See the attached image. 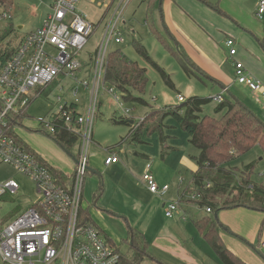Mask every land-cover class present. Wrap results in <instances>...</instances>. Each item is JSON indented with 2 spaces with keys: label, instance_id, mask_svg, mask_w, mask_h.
Here are the masks:
<instances>
[{
  "label": "rangeland",
  "instance_id": "obj_1",
  "mask_svg": "<svg viewBox=\"0 0 264 264\" xmlns=\"http://www.w3.org/2000/svg\"><path fill=\"white\" fill-rule=\"evenodd\" d=\"M240 1L244 2L252 10L251 12L255 10V6L257 7L256 0ZM54 2L55 0H13L12 5L7 7L11 18L0 20L3 31L9 27H12L13 31L2 40L3 42L0 41V47L9 42L16 45L26 33L40 28L47 14L52 11ZM118 2L119 0H96L91 4L86 0H80L78 8L83 10L94 24V31L88 43L78 55L83 63V70L70 75L61 73L42 93L32 91L28 96L30 102L26 109L27 117L23 119L22 125L18 126L16 132L37 153L52 159V162L60 167L68 166L67 157L70 155L53 139L39 132L38 120L48 119L64 103H74L80 111L85 113L89 100V88H85L82 81L85 78L92 80L94 56L103 41L107 24ZM211 2L219 5L220 0H211ZM161 3L162 0H153L150 6L147 1L131 0L118 26L125 41L122 43L112 41L109 45V51L120 49L130 60L137 61L146 68L148 83L142 97L147 103L127 101L123 93L116 89V94L120 96V102L123 104L121 105L115 101L113 95L103 86L101 87L91 144V153L96 155H92L90 165L101 172L104 186L100 197L96 199V207L93 197L97 191L98 178L88 173L83 203L90 204L95 223L105 232L106 236L116 243L122 253L131 251L127 240L130 228L137 229V222L144 220L143 225L151 222L145 232L151 253L159 257L163 256L161 249L155 244V238L158 237L160 230H165L171 231L168 236H172L173 232H178L177 236L189 237L185 242V247L191 253H205L208 259L209 257L217 259L211 246L200 235L194 224L197 218L208 214L205 207H200L196 203L189 206L183 203V208L188 211V218L179 217L180 214L168 218L165 208L162 207L165 199L174 198L176 185L179 183L184 189L191 191H188L189 196L193 194V172L198 167L195 156L199 155L200 150L190 143L188 133L176 120L168 116L164 121V127L156 130H152L150 126L145 127L141 135L142 141H134L129 138L130 127L127 124L114 123V119L120 118L139 122L149 111L178 104L180 102L178 94L185 99L192 96L212 97L213 100L204 106L202 115L221 118L224 111H215L218 105L215 97L220 93L225 98L231 97L229 92H223L219 88L212 76L204 72L199 73L201 78L188 75L183 68L182 59L171 53V50L157 39L155 33L160 32L170 39L173 49L180 48L184 51L182 45L176 43L168 35L163 18L164 7L163 5L161 7ZM214 10L218 11L216 8ZM4 11L5 8L0 6V14ZM136 43L142 44L151 60L137 50ZM152 61L165 70L174 86L166 82L163 74ZM106 85L109 86V83ZM77 88L79 92L77 96H74ZM134 94L139 95L137 92ZM127 109L129 112L125 111ZM109 147L117 148L120 163L124 164L123 168H101L100 165H104L106 150ZM167 147L170 148L163 156L162 153L167 150ZM77 151L78 145H75L71 149V155H76ZM95 159L98 161L95 162ZM147 162H151L158 184L160 186L170 185V190L164 197L151 192L147 184L143 182L142 175ZM250 163H254L251 173L252 180L258 184H264V152L261 146H254L248 152L231 160L228 166L236 168L239 177L240 171ZM10 179L16 180L20 189L17 193L6 195L1 200L0 225L9 222L40 199L37 188L29 177L18 173L17 169L11 165L1 166L0 183H5ZM263 228L264 220L260 231ZM222 230L230 234V231ZM191 236H195L196 240L191 239ZM259 241L257 237L255 246L259 245ZM253 252L264 263V247L261 249L262 254L255 249ZM159 261H161L160 258L156 260L146 257L143 262L144 264H159ZM0 264H3L1 259Z\"/></svg>",
  "mask_w": 264,
  "mask_h": 264
},
{
  "label": "built area",
  "instance_id": "obj_2",
  "mask_svg": "<svg viewBox=\"0 0 264 264\" xmlns=\"http://www.w3.org/2000/svg\"><path fill=\"white\" fill-rule=\"evenodd\" d=\"M95 3L96 0H86ZM131 0H119L107 24L105 35L94 56L92 80L85 78L82 84L89 88V100L85 113H76L64 103L48 119L38 120L39 132L50 137L61 131L77 137L78 151L74 156L71 173H53L48 160L40 159L21 145L16 137L22 113L29 105L32 91L42 93L61 73L67 75L82 70L78 55L84 49L94 31L88 15L78 8L80 0H55L37 30L26 33L13 45L0 47V167L11 165L18 173L29 177L35 184L40 199L18 216L0 225V259L3 264H120L121 253L100 230L90 222L82 221L81 206L90 166L91 144L94 136V119L98 110V95L103 86L120 103L114 86L104 83L106 57L112 41H125L119 23ZM257 14H264V0H256ZM11 18L5 10L0 20ZM5 31L0 25V41ZM6 38V37H5ZM3 42V41H2ZM229 55L238 53L236 39L226 37ZM11 50L8 51V49ZM235 78L252 91L264 92V84L253 77L243 62L234 60ZM78 88L74 96L78 94ZM179 101L185 98L178 94ZM218 102L224 98L219 94ZM60 100V98H59ZM129 112V110H125ZM31 148V147H30ZM120 160L116 152H110L105 164ZM52 166V165H51ZM58 170V169H57ZM60 171V170H59ZM143 181L149 190L164 197L169 185L160 186L151 165L145 167ZM182 182V180H181ZM19 183L10 179L0 183V202L9 194L17 193ZM196 194L192 195L195 198ZM179 203L163 202L165 214L173 218L179 214ZM207 211L211 213L208 207ZM264 247V242L262 243Z\"/></svg>",
  "mask_w": 264,
  "mask_h": 264
},
{
  "label": "trees",
  "instance_id": "obj_3",
  "mask_svg": "<svg viewBox=\"0 0 264 264\" xmlns=\"http://www.w3.org/2000/svg\"><path fill=\"white\" fill-rule=\"evenodd\" d=\"M144 1L152 6L153 0ZM202 1L217 10L219 9L218 5H211L208 0ZM12 3L13 0H0V6L4 7L5 10ZM166 30L169 37L173 38L169 29ZM12 31L13 28L9 27L5 30L2 38L8 36ZM155 35L166 48L171 50V53L182 59L183 68L188 75L201 78L199 73L203 71L193 63L184 51L180 48L178 50L173 49L170 45V39L168 37L167 39L160 32H156ZM136 48L151 60L142 44L136 43ZM154 64L163 74L166 82L170 86H174L165 70L157 63ZM103 80L105 84L109 83V85L119 89L125 100L147 103L142 97L148 83L146 68L141 66L139 62L130 60L120 49L108 52ZM134 92L139 95L134 94ZM212 100V97L192 96L174 106L149 111L139 122L131 123L125 118H120L114 119V123L127 124L130 127L129 138L134 141H142L141 135L145 127L150 126L152 130L160 129L164 127V121L168 116L177 121L181 128L188 133L190 143L200 150L199 155L195 156L198 167L193 172L192 179L193 191L196 197H191L189 201L197 203L200 207H209L212 211L210 215L196 219L195 226L201 236L209 243L221 264H248L227 247L220 235L222 224L218 216L215 217L214 214L216 211L220 212L235 207H246L264 212V184L254 182L251 177L254 163L244 166L239 177L237 169L228 166L231 160L243 155L256 145L261 146L264 152V122L235 96L224 98L221 102H218L215 111H224L221 118L202 115L204 106ZM71 107L74 112L80 113L76 104H72ZM19 117L22 124L27 114L22 113ZM15 137L27 150L43 160V157L30 148L17 132ZM51 139L69 154H71V149L77 143V137L65 131H61L55 136L52 135ZM164 140L163 138V143ZM169 148L167 147V150L163 151V156L167 154ZM49 167L53 173L63 176L61 171L55 167L51 165ZM100 192L101 187L94 195L93 202L98 198ZM182 201L184 200L182 199ZM81 217L82 221L90 222L96 226L110 243L115 244L95 223L90 211V204H82ZM127 240L131 251L122 253L118 248L121 253L120 264H144L143 261L146 257L156 259L149 251V242L141 230L130 228ZM159 264L167 263L159 261Z\"/></svg>",
  "mask_w": 264,
  "mask_h": 264
},
{
  "label": "crops",
  "instance_id": "obj_4",
  "mask_svg": "<svg viewBox=\"0 0 264 264\" xmlns=\"http://www.w3.org/2000/svg\"><path fill=\"white\" fill-rule=\"evenodd\" d=\"M208 1L211 5L213 4L211 0ZM162 2L166 28L169 29L175 41L182 45L190 59L205 74L212 76L223 92L227 91L231 96H235L244 102L264 122V92H254L246 85L238 83L235 78L234 69V60H239L244 63L246 70L253 77L259 79L264 84V14L262 17L258 16L256 6L255 10L251 12L252 10L240 0H220L218 11L202 0H162ZM229 36L236 39L238 47V53L234 58L229 55V50L225 45V39ZM223 98H225L224 95ZM77 110L80 113H84L79 110V107H77ZM110 152H116L119 156L117 148L109 147L106 150L105 158ZM69 155L67 157L69 164L66 167H60L52 162V159L42 156L53 167L68 174L72 172L75 161V155ZM92 155L96 154L92 152L90 159ZM54 160L56 159L54 158ZM97 161L95 159V162ZM120 162L119 160L110 165H106L104 162V165L101 164L100 166L101 168L121 169L124 167V164L122 165ZM149 164L151 165V162L146 163V165ZM89 174L98 178L97 190L99 191L101 187L102 192L104 184L101 172L90 165ZM188 191L190 190L184 189L182 184L179 183L176 185V195L174 198L166 199V201L176 200V202H180L179 217L182 218H188L189 215L186 208H183V203L187 206L194 203L189 201L194 191L191 196L188 195ZM182 199L184 201L181 202ZM93 203L97 207V201L95 200ZM162 207L164 208L163 203ZM205 209L208 214L203 216L210 215L211 213L207 211V208ZM218 218L222 224L220 235L227 247L248 264H264L253 252L255 249V251L261 253L263 247L264 228L260 231V226L264 220V212L246 207H235L218 212ZM143 223L144 220L143 222L138 221L136 228L141 230L145 235L147 227L151 222L145 225ZM222 229L230 231V234H226ZM170 232L160 230L158 237L155 238V244L163 253V256L160 257L152 253L156 260L160 258L162 262L167 264H219L220 260L218 257L217 259L214 257H209L208 259L205 253H191L185 247V242L189 237L177 236L178 232H173L172 236H168ZM257 237L260 243L258 246H255L254 243ZM191 239L196 240L195 236H191Z\"/></svg>",
  "mask_w": 264,
  "mask_h": 264
},
{
  "label": "water",
  "instance_id": "obj_5",
  "mask_svg": "<svg viewBox=\"0 0 264 264\" xmlns=\"http://www.w3.org/2000/svg\"><path fill=\"white\" fill-rule=\"evenodd\" d=\"M131 123H134V121L132 120ZM95 204H96V202H95ZM214 216H215V217L218 216V211L215 212Z\"/></svg>",
  "mask_w": 264,
  "mask_h": 264
}]
</instances>
